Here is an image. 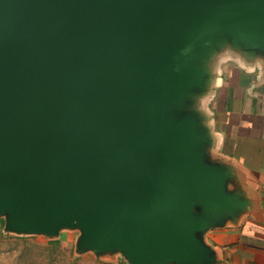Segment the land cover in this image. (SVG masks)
<instances>
[{
  "label": "water",
  "instance_id": "1",
  "mask_svg": "<svg viewBox=\"0 0 264 264\" xmlns=\"http://www.w3.org/2000/svg\"><path fill=\"white\" fill-rule=\"evenodd\" d=\"M227 46L264 53V0H0L6 228L208 264L201 235L238 200L203 159L193 103Z\"/></svg>",
  "mask_w": 264,
  "mask_h": 264
},
{
  "label": "crops",
  "instance_id": "2",
  "mask_svg": "<svg viewBox=\"0 0 264 264\" xmlns=\"http://www.w3.org/2000/svg\"><path fill=\"white\" fill-rule=\"evenodd\" d=\"M206 90L193 111L205 163L225 175L234 211L201 235L208 264H264V53L225 47L211 57ZM98 264H129L119 252L94 255Z\"/></svg>",
  "mask_w": 264,
  "mask_h": 264
},
{
  "label": "rangeland",
  "instance_id": "3",
  "mask_svg": "<svg viewBox=\"0 0 264 264\" xmlns=\"http://www.w3.org/2000/svg\"><path fill=\"white\" fill-rule=\"evenodd\" d=\"M5 218L0 216V264H98L92 253L79 252L77 229H61L54 236L28 235L9 231Z\"/></svg>",
  "mask_w": 264,
  "mask_h": 264
},
{
  "label": "trees",
  "instance_id": "4",
  "mask_svg": "<svg viewBox=\"0 0 264 264\" xmlns=\"http://www.w3.org/2000/svg\"><path fill=\"white\" fill-rule=\"evenodd\" d=\"M2 223V222H1Z\"/></svg>",
  "mask_w": 264,
  "mask_h": 264
}]
</instances>
